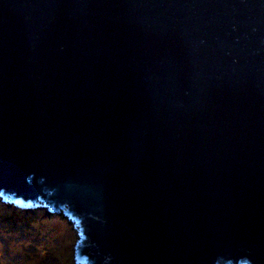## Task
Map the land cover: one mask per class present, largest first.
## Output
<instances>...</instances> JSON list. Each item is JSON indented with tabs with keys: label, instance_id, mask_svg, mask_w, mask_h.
I'll use <instances>...</instances> for the list:
<instances>
[{
	"label": "water",
	"instance_id": "1",
	"mask_svg": "<svg viewBox=\"0 0 264 264\" xmlns=\"http://www.w3.org/2000/svg\"><path fill=\"white\" fill-rule=\"evenodd\" d=\"M0 200L75 264H264V0H0Z\"/></svg>",
	"mask_w": 264,
	"mask_h": 264
},
{
	"label": "rangeland",
	"instance_id": "2",
	"mask_svg": "<svg viewBox=\"0 0 264 264\" xmlns=\"http://www.w3.org/2000/svg\"><path fill=\"white\" fill-rule=\"evenodd\" d=\"M0 202L5 204L2 201ZM41 209L45 213L58 219L57 226L46 223V226L49 227L50 241H47L42 244L40 241L41 239L36 238L33 235L31 236V240L33 239V243L28 245L26 248H23L24 239L29 238V234H24L23 238L3 236L1 235L2 229H0V251L4 250L3 254H0V258L3 260L4 263L7 262V264H24L26 260H29L31 257H33V255L28 257L30 254L33 253L35 257H38V259H35L33 257L28 262L36 261V264H54L55 260L57 262L59 259L52 260V254L50 253V250L53 251L57 248L59 250L58 252L61 251L67 254L72 251L73 254L74 244L79 238L78 230L74 228L73 222L67 219L63 209H51L50 207H42ZM1 224L3 223L1 222ZM15 229H21V225L14 228V230ZM17 248H23V250L19 251ZM9 257L11 258L7 260V258Z\"/></svg>",
	"mask_w": 264,
	"mask_h": 264
},
{
	"label": "trees",
	"instance_id": "3",
	"mask_svg": "<svg viewBox=\"0 0 264 264\" xmlns=\"http://www.w3.org/2000/svg\"><path fill=\"white\" fill-rule=\"evenodd\" d=\"M45 212L40 207H33L32 210L25 211L21 208H17L14 204H3L0 202V229H2L3 234L10 232L13 233L12 235H17V229H11L12 227L16 228L19 225H21V229L25 233L23 234H29V238L24 239V245L23 248L27 247L31 243H33V239L31 240V236L34 235V237L41 239V243L44 244L49 240V227L46 226L45 220L51 219V216L44 217ZM1 222L3 224H1ZM16 233V234H15ZM34 238V239H36ZM23 248H17L19 251L23 250ZM49 249V248H47ZM52 254V260L59 259L57 262L55 260L54 264H75L74 257L72 254V251L65 254L63 252H58V248L55 250H50ZM4 250L0 251V254H3ZM13 255V253H12ZM35 259H38V257H35L34 254H30L28 257L32 256ZM1 256V255H0ZM4 256V255H3ZM31 257L30 259H32ZM49 257V256H48ZM11 257L7 258L10 259ZM51 258V256H50ZM29 259V260H30ZM26 260L24 264H36V261H30ZM0 264H7L3 262V260L0 258Z\"/></svg>",
	"mask_w": 264,
	"mask_h": 264
},
{
	"label": "clouds",
	"instance_id": "4",
	"mask_svg": "<svg viewBox=\"0 0 264 264\" xmlns=\"http://www.w3.org/2000/svg\"><path fill=\"white\" fill-rule=\"evenodd\" d=\"M0 201H2V200H0ZM3 202V201H2ZM5 203V202H4ZM5 204H9V203H5ZM10 205V204H9Z\"/></svg>",
	"mask_w": 264,
	"mask_h": 264
},
{
	"label": "bare ground",
	"instance_id": "5",
	"mask_svg": "<svg viewBox=\"0 0 264 264\" xmlns=\"http://www.w3.org/2000/svg\"><path fill=\"white\" fill-rule=\"evenodd\" d=\"M70 221V220H69Z\"/></svg>",
	"mask_w": 264,
	"mask_h": 264
}]
</instances>
